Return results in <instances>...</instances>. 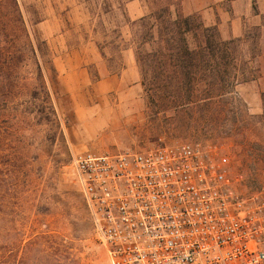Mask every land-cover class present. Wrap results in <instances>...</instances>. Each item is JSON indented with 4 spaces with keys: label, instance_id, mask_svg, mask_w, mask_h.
Wrapping results in <instances>:
<instances>
[{
    "label": "rangeland",
    "instance_id": "obj_1",
    "mask_svg": "<svg viewBox=\"0 0 264 264\" xmlns=\"http://www.w3.org/2000/svg\"><path fill=\"white\" fill-rule=\"evenodd\" d=\"M131 1L134 14L143 10L147 15L160 6L156 0H16L28 31L48 49L50 57L42 56L41 64L46 66L51 59L56 71V75L47 71L45 81L60 123V133L54 136L29 124L20 146L26 156L22 189L26 238L43 232L66 237L83 264L108 260L71 177L77 155L208 143L229 159L231 174L242 180V192L264 190V67L255 81L236 86L216 107L221 117L213 123L174 122L171 112L155 117L147 107L133 51L125 50L120 59L119 48L107 45L120 34L129 38L122 14L132 20L127 13ZM232 1L242 16V32L226 38L230 22L222 31L218 24L211 25L224 40L240 38L264 23V0H226ZM261 32L264 45V28ZM17 146L13 138L9 153Z\"/></svg>",
    "mask_w": 264,
    "mask_h": 264
},
{
    "label": "trees",
    "instance_id": "obj_2",
    "mask_svg": "<svg viewBox=\"0 0 264 264\" xmlns=\"http://www.w3.org/2000/svg\"><path fill=\"white\" fill-rule=\"evenodd\" d=\"M156 1L160 6L139 19L122 14L129 38L120 34L107 45L119 48L120 59L125 50L133 51L152 115L171 112L174 122L213 123L221 117L216 107L236 86L255 81L264 67V23L224 40L216 26L184 15L180 0ZM47 51L28 31L16 0H0V264H83L66 237L43 232L26 238V156L20 146L29 124L45 136L60 128L45 81L47 71H56L51 59L41 64ZM262 107L264 116V93ZM13 138L18 146L9 153Z\"/></svg>",
    "mask_w": 264,
    "mask_h": 264
},
{
    "label": "built area",
    "instance_id": "obj_3",
    "mask_svg": "<svg viewBox=\"0 0 264 264\" xmlns=\"http://www.w3.org/2000/svg\"><path fill=\"white\" fill-rule=\"evenodd\" d=\"M108 264H264V190L208 143L80 154L70 166Z\"/></svg>",
    "mask_w": 264,
    "mask_h": 264
},
{
    "label": "crops",
    "instance_id": "obj_4",
    "mask_svg": "<svg viewBox=\"0 0 264 264\" xmlns=\"http://www.w3.org/2000/svg\"><path fill=\"white\" fill-rule=\"evenodd\" d=\"M134 3L135 1H131L127 4V13L132 20L139 19L146 14L143 10L134 14L132 12ZM226 4L229 5L226 6ZM180 9L186 16L198 14L202 23L207 26L218 24L220 31L224 30L228 22H230L231 32L228 36H225L226 38L239 37L241 35L240 22L242 16L237 13V3L234 1L229 3L226 0H180Z\"/></svg>",
    "mask_w": 264,
    "mask_h": 264
}]
</instances>
